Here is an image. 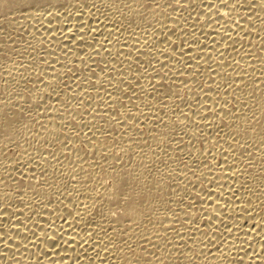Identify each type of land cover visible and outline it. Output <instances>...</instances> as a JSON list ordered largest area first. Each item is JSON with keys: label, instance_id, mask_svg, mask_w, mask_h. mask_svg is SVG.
I'll return each instance as SVG.
<instances>
[{"label": "bare ground", "instance_id": "obj_1", "mask_svg": "<svg viewBox=\"0 0 264 264\" xmlns=\"http://www.w3.org/2000/svg\"><path fill=\"white\" fill-rule=\"evenodd\" d=\"M156 256L264 264V0H0V264Z\"/></svg>", "mask_w": 264, "mask_h": 264}, {"label": "snow or ice", "instance_id": "obj_2", "mask_svg": "<svg viewBox=\"0 0 264 264\" xmlns=\"http://www.w3.org/2000/svg\"><path fill=\"white\" fill-rule=\"evenodd\" d=\"M157 7H159V5H157ZM53 91H55V90L53 89ZM18 95H20V98H21V100H23L24 104H29V102H30V100H31V97L24 98L22 94H18ZM58 96H59V93H57V97H58ZM17 104H18V105L20 104V100L17 101ZM244 106L247 107L246 104H245ZM39 107H40V104L37 103L36 108L38 109ZM234 107H235V105H234ZM229 115H233V113L229 112ZM30 119H33V117H32V109H31V107H29V110H28V111H25V108H24V107H20V108H19V112H18V114H17L16 123H17V124H20L22 128H26V125L24 124V121H25V120H30ZM17 131H19V129H18ZM29 134H30V135H33V136L35 137V136L40 135L41 133H40V130H37V132H36L35 134H33V133H31V132H30ZM146 143H147V142L145 141V144H146ZM53 158H54V157H53ZM115 159H117V160L119 161L120 157L117 156V157H115ZM131 163H132V161H131V159H130V160H129V166H131ZM125 183H126V182H125ZM166 231H167V229H166ZM142 239H145V238L142 237ZM155 259H156V261H157V264H160V257H159V256H156ZM137 264H140L139 260L137 261Z\"/></svg>", "mask_w": 264, "mask_h": 264}]
</instances>
